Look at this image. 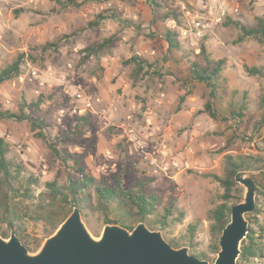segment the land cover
I'll use <instances>...</instances> for the list:
<instances>
[{
  "label": "rangeland",
  "instance_id": "374dc122",
  "mask_svg": "<svg viewBox=\"0 0 264 264\" xmlns=\"http://www.w3.org/2000/svg\"><path fill=\"white\" fill-rule=\"evenodd\" d=\"M59 1L64 0H0V70L24 55L21 74L0 85V109L17 113L23 102L42 98L38 115L48 125L45 133L69 158L57 159L28 121L0 119L9 159L39 179L35 202L21 208L39 216V206L48 205L38 199L46 183L82 179L81 169L99 184L117 178L152 191L162 207L185 212V219L163 231L166 239L186 235L189 224L198 222L191 253L213 262L217 254L209 247L208 212L221 203L224 189L211 175L224 176L226 155L264 158V77L245 70L264 71V43L239 40L242 31L227 23L233 19L255 27L259 17L264 19V0H164L157 10L145 0H90L79 8ZM169 9L181 14L180 22L162 18ZM113 13L118 18H110ZM99 14L109 18L97 20ZM168 29L177 33L179 48L168 49L163 37ZM106 39L112 41L109 48L85 51ZM203 46L210 58L227 61L217 82L216 119L205 112L206 85L182 87L193 63L203 64ZM133 56L152 65L137 83L135 65L124 64ZM241 106L244 117H235ZM255 178L262 209L255 216L264 229V178ZM239 188L235 194L242 200L244 188ZM85 214L96 235L110 222L99 212ZM257 225L264 248V230ZM25 229L32 248L53 233L45 220L28 221ZM253 262L264 264V257Z\"/></svg>",
  "mask_w": 264,
  "mask_h": 264
},
{
  "label": "trees",
  "instance_id": "16d2710c",
  "mask_svg": "<svg viewBox=\"0 0 264 264\" xmlns=\"http://www.w3.org/2000/svg\"><path fill=\"white\" fill-rule=\"evenodd\" d=\"M88 1L90 0H64L59 2L66 7L73 6L79 8ZM145 1L151 4L154 10H157L158 8H162L161 2L164 0ZM118 16L117 13H113L110 18H118ZM108 18L109 16L106 14H99L97 20H106ZM162 18L180 22L181 14L174 9H169ZM95 23L98 24V21L92 24ZM227 25L238 27L242 31L239 40L254 38L264 43V19L261 17L258 18V23L255 27H247L240 21L233 19H230ZM163 37L168 44L169 50L179 48L178 35L175 31L168 29L165 31ZM111 44V39H106L103 43L87 47L85 51L89 55L100 53L105 48H109ZM201 53L203 64L193 63L190 75L187 79H184L182 87L185 90H189L195 82L206 85L210 89V95L209 100L205 104V112L213 119H216L218 113L214 107V100L217 96V82L222 76V71L225 69L227 61L226 59L214 60L210 58L205 46L202 47ZM23 62L24 55H20L12 63L1 69L0 85L18 77L21 74ZM124 64L126 66L135 65L132 71V78L135 83L141 80L145 68L152 66L147 60L141 59L138 56L131 57ZM245 70L252 76L259 75L264 77L262 68L246 66ZM186 95H190V91L181 97L180 102L185 101ZM43 102L42 98L34 103L23 102L17 113L0 109V119L28 121L36 136L47 142L55 157L63 162H67L69 158L61 153L57 144L45 133L48 125L45 121L40 120L38 115L40 105ZM262 104H264V96L262 97ZM245 109V106H241L238 110L233 111L232 114L235 117H244ZM81 120L85 119H77V121ZM9 152L10 144L0 137V233L4 237H7L12 230H15L21 241L31 250L39 248L40 243H37L35 248L30 246L29 241L26 240L24 235L26 232V222L45 220L54 231L75 207H78L85 217L88 215L85 214L86 210L89 212H99L104 216L105 220L119 223L129 229H133L139 222L143 221L152 229L160 225L164 231L167 227L185 219L186 214L184 211L180 210L176 212L174 210L176 207L173 206L162 207L160 197L150 190L129 187L117 178L113 184H99L93 177L85 174L83 169H81L83 173L82 179H71L62 185L56 181L47 182V190L40 193L38 199L40 203L44 202L48 205L39 206L41 210L40 217L34 216L32 212L30 213L29 208L23 210L21 207L26 203L35 202L37 197L35 196L33 187L39 184V179L34 175L26 176L24 165L9 159ZM254 168H259L260 174L264 178V158L226 155L224 176L211 175L224 189V193L221 195V203L208 212V218L212 221L209 244L212 253L217 254L219 251L220 238L224 227L230 219L232 207L241 200V197L235 194L236 192H240L239 185L235 181V175L240 170ZM255 182L257 183L256 178ZM258 190L260 189L257 188V192ZM93 197L95 198V203L91 200ZM258 200L257 197V206L254 213L248 215L250 221L249 233L247 239L243 242L238 264H254L253 261L255 259L264 257V248H262V245L258 241L260 237L257 234L258 230L254 227L259 224L258 217L255 215H258L262 211ZM67 208H69V213L58 212V209L66 210ZM198 225V222L191 223L188 226L186 235L167 239L174 247H179L183 243L188 244L192 250L197 246L194 240ZM258 227L260 228V232L264 230L262 226ZM196 255L207 258L206 255Z\"/></svg>",
  "mask_w": 264,
  "mask_h": 264
},
{
  "label": "water",
  "instance_id": "95a60500",
  "mask_svg": "<svg viewBox=\"0 0 264 264\" xmlns=\"http://www.w3.org/2000/svg\"><path fill=\"white\" fill-rule=\"evenodd\" d=\"M260 172L243 169L236 173L244 195L232 207L213 262L191 253L188 245L174 247L162 229H151L143 221L133 229L107 222L96 235L75 207L37 250L29 249L15 230L7 237L0 233V264H238L249 233L248 215L257 206L255 176Z\"/></svg>",
  "mask_w": 264,
  "mask_h": 264
},
{
  "label": "built area",
  "instance_id": "2783aa9c",
  "mask_svg": "<svg viewBox=\"0 0 264 264\" xmlns=\"http://www.w3.org/2000/svg\"><path fill=\"white\" fill-rule=\"evenodd\" d=\"M237 10V9H236ZM238 11V10H237Z\"/></svg>",
  "mask_w": 264,
  "mask_h": 264
}]
</instances>
